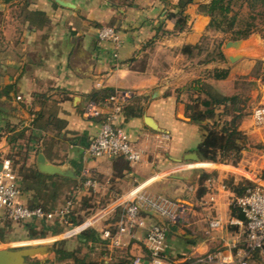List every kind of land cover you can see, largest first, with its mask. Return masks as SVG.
<instances>
[{"label":"crops","instance_id":"crops-1","mask_svg":"<svg viewBox=\"0 0 264 264\" xmlns=\"http://www.w3.org/2000/svg\"><path fill=\"white\" fill-rule=\"evenodd\" d=\"M65 1L73 7L54 0H0V155L11 158L10 130L31 127L38 112L44 122H53L43 132L44 142L53 145L40 152L49 163L74 173L67 178L75 183L76 199L88 201L94 213L88 217H100L90 228L112 251L103 262L128 264L134 256L148 255L144 240L154 224L167 232V264H201L198 260L209 254H234L232 246L243 238L244 217L235 205L241 195L233 187L250 177L262 180L264 151L256 154L246 143L238 166L204 162L199 154L206 133L188 111L191 97L199 93L187 87L197 80L214 87L225 82L212 78L216 69H224L222 64L202 59L211 18L199 9L207 2ZM104 27L118 32V46L100 40ZM187 46L199 48L185 53ZM106 90L129 96V114L124 112L120 121L133 147L144 154L140 163L88 154L102 119L88 118L85 110L96 103L93 93ZM240 131L247 142L264 143V132L252 119ZM193 153L199 162L187 159ZM38 154L29 162L37 164ZM205 174L209 178L203 181ZM138 187L134 200L131 193ZM21 200L26 203L25 197ZM133 200L145 226L121 236L123 244L115 247L102 237L110 226L105 222L124 217ZM219 219L222 226L212 229ZM99 222L101 229L95 227ZM19 227L0 210V246L9 243L7 231ZM248 264H264V251Z\"/></svg>","mask_w":264,"mask_h":264},{"label":"trees","instance_id":"trees-1","mask_svg":"<svg viewBox=\"0 0 264 264\" xmlns=\"http://www.w3.org/2000/svg\"><path fill=\"white\" fill-rule=\"evenodd\" d=\"M184 1L186 4L194 2V0ZM239 1L242 2V5L248 3L252 12H255L254 10L257 6H261L264 9V0H211L210 3L202 4L200 9L201 12L211 17L210 28L233 34V40L245 39L254 33L256 16L251 15V22L247 21L245 23L241 20L239 14L235 13L233 9V6L238 4L237 2ZM238 24L242 26L238 31L234 32L233 30ZM177 28L182 30L184 27L177 25ZM196 48L199 47L187 46L183 51L188 53ZM218 57L226 60L223 51L219 52ZM205 63H209V61H205ZM212 74V78L215 80H226L230 76L229 71L225 69H216ZM207 87V85L198 80L187 87L189 91L199 93L197 97H191L188 105L192 120L200 123L206 133L205 142L199 149V154L204 162L238 166L246 148V137L240 131V126L245 116L242 97L240 95L222 96L208 90ZM114 95H116V91L106 90L93 93L91 99L98 104H103ZM124 112L128 115L129 107H126ZM44 116L43 112H38L31 127L19 131H17V128L10 130L13 132L10 143L14 146L11 159L14 163L21 196L26 198L25 205L27 207L31 209L40 208L47 213L61 209L67 202H71L72 207L70 213L64 217L33 219L20 223L23 225L27 233L26 237L29 240L58 236L63 234L67 227L82 225L86 217L91 215L90 209L92 208L88 201L78 202L75 196L77 192L74 186L75 183L73 185L71 179L59 175L44 174L39 170L36 163L29 162L32 155L37 156L41 149L46 150L47 147L53 145L51 141L44 142L43 132L48 131L49 127L53 125V122H44ZM205 122L206 124L204 125L203 123ZM58 125H62V123L60 122L56 127ZM208 178L209 175L205 174L202 180L205 181ZM260 178L264 181V171ZM232 183L230 182V184ZM255 185L249 180H243L238 186L233 188L243 196L247 189L253 188ZM122 218L112 217L111 222L115 224ZM6 225L7 228L11 227L9 223ZM78 239L83 245L88 246L105 243L99 233L92 228L79 234ZM66 242L60 241L56 243L54 252L58 257L61 256L60 258L63 260L75 258L76 252L57 248L60 246L64 247L67 244ZM81 264L93 263H84L83 261Z\"/></svg>","mask_w":264,"mask_h":264},{"label":"built area","instance_id":"built-area-1","mask_svg":"<svg viewBox=\"0 0 264 264\" xmlns=\"http://www.w3.org/2000/svg\"><path fill=\"white\" fill-rule=\"evenodd\" d=\"M99 38L102 42H111L116 46L120 43L119 34L112 27L102 28L99 32ZM128 98L129 96L125 93L116 94L103 104L91 103L86 108L85 115L88 118L102 119L100 130L88 147L90 157L111 159L121 156L130 163H140L144 159V154L131 144L129 135L120 121ZM105 108L108 109L107 113H104ZM252 121L255 127L264 126V105L253 111ZM248 180L256 184L255 187L247 189L243 196L237 197L235 200L236 207L241 210L244 216L242 241L240 244L232 246V249H235L234 254L213 253L199 259L198 263L248 264L256 253L264 251V182L254 177H250ZM140 189L141 187H138L132 191L131 198L135 200L139 197ZM21 199L14 163L10 157L0 155V210H4L11 221L22 223L33 219L64 217L70 213L72 207V203L67 202L61 209L47 213L40 208L31 209L27 207ZM134 200L128 206L125 216L114 224L116 231L114 232L110 225L102 233L103 239L110 240L115 247H120L123 244L121 236L134 235L133 231L137 227L145 226V222L139 217V208ZM98 218L100 217L90 219L60 237L81 233L90 228ZM221 226L222 221L220 219L213 221L211 224L212 229ZM166 241V229L157 224L152 225L144 240L148 255L134 256L128 264H167L165 256ZM101 264L112 263L102 262Z\"/></svg>","mask_w":264,"mask_h":264},{"label":"rangeland","instance_id":"rangeland-1","mask_svg":"<svg viewBox=\"0 0 264 264\" xmlns=\"http://www.w3.org/2000/svg\"><path fill=\"white\" fill-rule=\"evenodd\" d=\"M207 3H210L211 0H202ZM238 4L233 6L234 12L239 14L241 20L245 23L247 21L251 22V15L256 16L254 33L250 35L248 38L240 39L245 40L246 45L241 50L230 49L226 50L225 45L229 41H234L232 37L234 36L231 33H224L222 31H216L212 28L208 29V34L204 37L202 42V59L209 61V63H217L224 67L225 70L229 71L230 78L226 79L225 82L218 87H214L212 85L206 84L208 90L218 93L222 96H233L240 95L243 100V105L245 107V116L241 123V126L245 121H251L253 111L264 105V9L261 6H257L252 12L248 3L242 5V2H237ZM201 11V9H199ZM203 13V12H202ZM210 17L209 15H207ZM211 18V17H210ZM244 23V24H245ZM242 25H237L233 30L238 31ZM220 51H223L226 56V60L219 59L218 54ZM238 52L244 53L243 59L239 60L236 63H231L228 60L227 55L235 54ZM262 63V64H261ZM210 66V65H209ZM208 75V74H207ZM206 76V75H205ZM210 77L208 76L207 80ZM218 91V92H217ZM264 132L263 127H257ZM249 144V148L253 149V152L256 154L258 152L264 151V143L258 141H246ZM247 145V144H246ZM248 146V145H247ZM92 215L94 213H91ZM97 217H86L85 222ZM108 219V217H107ZM110 219V218H109ZM112 219V218H111ZM111 219L108 222H105L108 226L111 225L114 230V224L111 222ZM103 223L99 222V224L95 225L98 229H101ZM74 227H67L65 232L62 234H66L71 231ZM6 241L9 243H5L6 245H1V248H19L21 246L15 245L17 243H31L27 244L24 247H46L48 248L47 254L37 253L32 258H28L30 264H81L84 263H93V264H101L105 257L111 252L107 250V244L103 243L92 244V245H83L79 239L78 234H74L67 237H57L56 240L46 243H38L32 244L33 240H29L27 233L24 230V227H19L16 229H11L6 232ZM82 233V232H81ZM80 233V234H81ZM9 234V235H8ZM56 238L55 236H49L44 240H51ZM5 239V238H4ZM3 239V242H6ZM43 240V239H36ZM60 241H67L64 247H57L61 250H67L70 252H76V257L72 259H61L54 252L55 244Z\"/></svg>","mask_w":264,"mask_h":264},{"label":"water","instance_id":"water-1","mask_svg":"<svg viewBox=\"0 0 264 264\" xmlns=\"http://www.w3.org/2000/svg\"><path fill=\"white\" fill-rule=\"evenodd\" d=\"M54 1L63 7H73L72 4L68 3L65 0H54ZM245 45H246L245 40H234L227 42V44L225 45V49L241 50ZM227 57L231 63H236L239 60L243 59L244 53L238 52L235 54H229L227 55ZM147 123L150 127H154L153 121L150 118H148ZM187 159L199 162L200 157L198 154L193 153L187 155ZM37 165L39 170L47 175H53V176L59 175V176L71 177V178L75 177L74 173L67 170H63L61 167L49 163L46 157L41 152L38 154ZM47 249L48 248L46 247L34 248V247H24V246L19 248L0 249V264H30L29 261H27L28 258H32L37 253L40 254L46 253L48 252Z\"/></svg>","mask_w":264,"mask_h":264}]
</instances>
